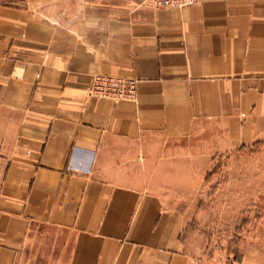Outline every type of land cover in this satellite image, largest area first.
Wrapping results in <instances>:
<instances>
[{
	"label": "crops",
	"instance_id": "1",
	"mask_svg": "<svg viewBox=\"0 0 264 264\" xmlns=\"http://www.w3.org/2000/svg\"><path fill=\"white\" fill-rule=\"evenodd\" d=\"M98 75L136 99L93 97ZM259 141L264 0L0 2V264H198L181 213L134 180L178 142Z\"/></svg>",
	"mask_w": 264,
	"mask_h": 264
},
{
	"label": "rangeland",
	"instance_id": "2",
	"mask_svg": "<svg viewBox=\"0 0 264 264\" xmlns=\"http://www.w3.org/2000/svg\"><path fill=\"white\" fill-rule=\"evenodd\" d=\"M188 147L166 148L170 159L155 169L147 164L134 181L181 213L186 251L196 263L264 264V141L216 157L194 146L192 157Z\"/></svg>",
	"mask_w": 264,
	"mask_h": 264
},
{
	"label": "built area",
	"instance_id": "3",
	"mask_svg": "<svg viewBox=\"0 0 264 264\" xmlns=\"http://www.w3.org/2000/svg\"><path fill=\"white\" fill-rule=\"evenodd\" d=\"M198 0H146L150 6L164 8L167 6L182 8L184 6L196 5ZM90 94L96 98L110 99L115 102L135 100L136 82L134 80L119 77H105L98 75L93 81ZM75 167L69 165L65 168L70 173Z\"/></svg>",
	"mask_w": 264,
	"mask_h": 264
}]
</instances>
